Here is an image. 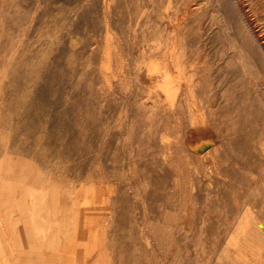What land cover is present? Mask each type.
Returning a JSON list of instances; mask_svg holds the SVG:
<instances>
[{"label": "rangeland", "instance_id": "obj_1", "mask_svg": "<svg viewBox=\"0 0 264 264\" xmlns=\"http://www.w3.org/2000/svg\"><path fill=\"white\" fill-rule=\"evenodd\" d=\"M0 233L1 264H264V0H0Z\"/></svg>", "mask_w": 264, "mask_h": 264}, {"label": "crops", "instance_id": "obj_2", "mask_svg": "<svg viewBox=\"0 0 264 264\" xmlns=\"http://www.w3.org/2000/svg\"><path fill=\"white\" fill-rule=\"evenodd\" d=\"M2 239V236H1V233H0V240ZM48 246H49V244L47 245V248H48ZM49 249V248H48ZM6 255H7V252H6V250H5V248H4V246L2 247V244H1V242H0V259H1V256L2 257H6ZM0 262H1V260H0ZM37 262H40L41 264H43V259L42 260H39V261H37ZM91 262V261H90ZM1 264V263H0Z\"/></svg>", "mask_w": 264, "mask_h": 264}]
</instances>
